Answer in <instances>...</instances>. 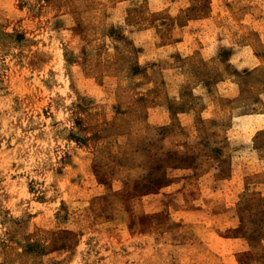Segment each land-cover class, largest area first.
<instances>
[{
  "label": "rangeland",
  "instance_id": "obj_1",
  "mask_svg": "<svg viewBox=\"0 0 264 264\" xmlns=\"http://www.w3.org/2000/svg\"><path fill=\"white\" fill-rule=\"evenodd\" d=\"M0 264H264V0H0Z\"/></svg>",
  "mask_w": 264,
  "mask_h": 264
}]
</instances>
